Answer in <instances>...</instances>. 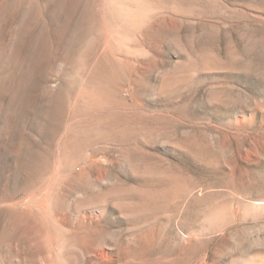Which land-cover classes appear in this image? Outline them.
Wrapping results in <instances>:
<instances>
[{
	"label": "rangeland",
	"instance_id": "1",
	"mask_svg": "<svg viewBox=\"0 0 264 264\" xmlns=\"http://www.w3.org/2000/svg\"><path fill=\"white\" fill-rule=\"evenodd\" d=\"M0 264H264V0H0Z\"/></svg>",
	"mask_w": 264,
	"mask_h": 264
},
{
	"label": "bare ground",
	"instance_id": "2",
	"mask_svg": "<svg viewBox=\"0 0 264 264\" xmlns=\"http://www.w3.org/2000/svg\"><path fill=\"white\" fill-rule=\"evenodd\" d=\"M120 10H122V9H120ZM117 11V10H116ZM124 11V10H123ZM122 18H124V16L122 17ZM121 20V19H120ZM125 20V19H124ZM128 21H129V19H128ZM118 43H120V42H118Z\"/></svg>",
	"mask_w": 264,
	"mask_h": 264
}]
</instances>
